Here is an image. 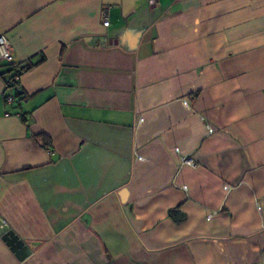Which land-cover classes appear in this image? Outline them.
Listing matches in <instances>:
<instances>
[{
  "label": "crops",
  "instance_id": "crops-1",
  "mask_svg": "<svg viewBox=\"0 0 264 264\" xmlns=\"http://www.w3.org/2000/svg\"><path fill=\"white\" fill-rule=\"evenodd\" d=\"M0 32L34 64H0V264H264V0H0Z\"/></svg>",
  "mask_w": 264,
  "mask_h": 264
},
{
  "label": "built area",
  "instance_id": "built-area-1",
  "mask_svg": "<svg viewBox=\"0 0 264 264\" xmlns=\"http://www.w3.org/2000/svg\"><path fill=\"white\" fill-rule=\"evenodd\" d=\"M102 17H103V22H102L103 26H107L109 23L108 19H107V9H104L102 11ZM2 63L13 65L14 64V58H13L11 50L8 46V42H7L5 35L2 32H0V64H2ZM18 79H19V76L14 75L11 79H9L6 82V86L9 87V86L15 85L18 82ZM13 99H14V96H12V95L6 96L7 102H11ZM208 130L210 131L211 128H208ZM180 160H181V164L194 166V160L190 157L181 156ZM224 187L227 190H229L231 188L229 186H224ZM211 216H212V214L208 215V217H211Z\"/></svg>",
  "mask_w": 264,
  "mask_h": 264
},
{
  "label": "water",
  "instance_id": "water-1",
  "mask_svg": "<svg viewBox=\"0 0 264 264\" xmlns=\"http://www.w3.org/2000/svg\"><path fill=\"white\" fill-rule=\"evenodd\" d=\"M0 235L2 240L16 253L18 259H24L28 254V249H23V242L16 237L11 230H9L0 220Z\"/></svg>",
  "mask_w": 264,
  "mask_h": 264
},
{
  "label": "trees",
  "instance_id": "trees-1",
  "mask_svg": "<svg viewBox=\"0 0 264 264\" xmlns=\"http://www.w3.org/2000/svg\"><path fill=\"white\" fill-rule=\"evenodd\" d=\"M33 65H34L33 63H27L25 65H17V66H14V64H13L12 65V70H15L16 74H20L23 71L30 69ZM38 137L41 138V140L43 142V145L45 146L47 139L44 136H41V135L38 136Z\"/></svg>",
  "mask_w": 264,
  "mask_h": 264
}]
</instances>
